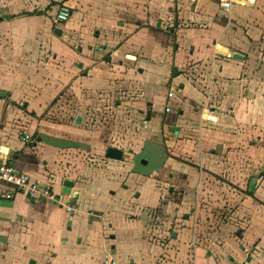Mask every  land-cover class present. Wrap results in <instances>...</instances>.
Here are the masks:
<instances>
[{
	"label": "crops",
	"instance_id": "1",
	"mask_svg": "<svg viewBox=\"0 0 264 264\" xmlns=\"http://www.w3.org/2000/svg\"><path fill=\"white\" fill-rule=\"evenodd\" d=\"M218 7L0 0V151L60 200L0 183V264H264V0Z\"/></svg>",
	"mask_w": 264,
	"mask_h": 264
},
{
	"label": "built area",
	"instance_id": "2",
	"mask_svg": "<svg viewBox=\"0 0 264 264\" xmlns=\"http://www.w3.org/2000/svg\"><path fill=\"white\" fill-rule=\"evenodd\" d=\"M219 6L223 10H229L234 5L240 3L255 4L257 0H218ZM71 15V10L66 4L58 6L52 16L53 24L59 26L65 23ZM173 92L168 93V97H172ZM170 108L166 107V111ZM31 135H25V139H30ZM0 183H6L14 187L17 191L26 194L33 201L52 200L60 202L55 197L52 190L40 183L33 181L31 177L24 171L18 169L13 162L7 159L0 151ZM66 209L71 213H76L77 209L71 204L67 203ZM102 264H118L110 255H107Z\"/></svg>",
	"mask_w": 264,
	"mask_h": 264
},
{
	"label": "rangeland",
	"instance_id": "3",
	"mask_svg": "<svg viewBox=\"0 0 264 264\" xmlns=\"http://www.w3.org/2000/svg\"><path fill=\"white\" fill-rule=\"evenodd\" d=\"M218 11L224 12V10L218 7ZM110 105V104H109ZM109 108H105L106 106H99L98 112L96 116H92V118H97V125L106 126L113 131H121L125 130L128 133H137V127L143 125V121L141 118H137L134 116H130L129 110L124 107H117L114 104H111ZM163 219L161 218V221ZM158 233V237H159Z\"/></svg>",
	"mask_w": 264,
	"mask_h": 264
},
{
	"label": "water",
	"instance_id": "4",
	"mask_svg": "<svg viewBox=\"0 0 264 264\" xmlns=\"http://www.w3.org/2000/svg\"><path fill=\"white\" fill-rule=\"evenodd\" d=\"M60 31L58 30V33ZM233 57H236V58H243L242 55L238 54V53H235L233 55ZM80 66V65H79ZM77 121H80V117L77 118ZM106 157L108 158H112V159H122L123 158V151L121 149H118L116 147H108L107 148V152H106ZM63 185L65 186L63 191L65 193H69L70 192V187L73 185L72 181L66 179L63 183ZM33 263V262H32Z\"/></svg>",
	"mask_w": 264,
	"mask_h": 264
}]
</instances>
